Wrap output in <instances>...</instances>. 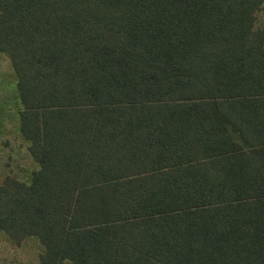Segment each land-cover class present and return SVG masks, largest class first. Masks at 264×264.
Listing matches in <instances>:
<instances>
[{"label": "trees", "instance_id": "1", "mask_svg": "<svg viewBox=\"0 0 264 264\" xmlns=\"http://www.w3.org/2000/svg\"><path fill=\"white\" fill-rule=\"evenodd\" d=\"M38 164L0 232L43 264H264V0H0Z\"/></svg>", "mask_w": 264, "mask_h": 264}, {"label": "rangeland", "instance_id": "2", "mask_svg": "<svg viewBox=\"0 0 264 264\" xmlns=\"http://www.w3.org/2000/svg\"><path fill=\"white\" fill-rule=\"evenodd\" d=\"M20 110L14 71L9 58L0 53V183L6 176L29 182L32 172L39 168L29 153V141L19 130ZM41 252L34 237L16 244L0 232V264H43L39 259Z\"/></svg>", "mask_w": 264, "mask_h": 264}]
</instances>
